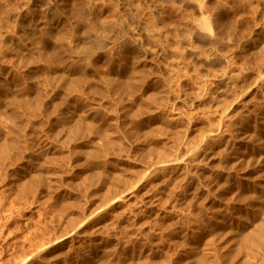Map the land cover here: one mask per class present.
<instances>
[{"label": "rangeland", "instance_id": "rangeland-1", "mask_svg": "<svg viewBox=\"0 0 264 264\" xmlns=\"http://www.w3.org/2000/svg\"><path fill=\"white\" fill-rule=\"evenodd\" d=\"M146 47L164 56L162 64L141 65L138 50ZM163 52L172 60L178 56L181 63L174 60L173 66ZM134 63L147 83L140 77V81L126 85L131 75L127 72L137 68ZM172 66L179 67L178 72ZM228 71L235 74H227L233 76L228 88L234 91L231 94L227 89L226 97L231 94L229 99L237 102L223 100L222 105L230 101L229 107L232 104L230 108H236L230 109L228 117L234 115L230 121L234 122L227 119L225 123L229 130L222 124L221 131L234 135L231 148L220 139L206 137L220 125L217 108L211 107L213 99L209 98ZM129 102L144 106L137 108ZM204 106L209 109H202ZM138 109L143 110L139 113ZM144 109L153 111L149 115ZM262 115L264 0H0V264H264V226L250 246L241 244L239 229L251 220L249 213L255 206L251 200L260 197L251 184L256 179L254 169H259L255 145L258 138L264 140ZM182 120L195 132L187 135ZM87 121L94 125L89 127ZM178 121L184 125L177 130L185 132V138L180 133L182 143L173 133ZM248 128L256 137L251 143L238 145V137ZM153 130L161 133V139H154L157 133ZM201 136H205L199 139L205 146L201 147L211 150L206 151L199 167L188 163L180 177L183 183L170 172L165 176L154 169L159 162L184 155L185 150L200 143L197 139ZM169 139H175L172 143L176 145ZM234 142L252 167H245V163V168H239L243 171L240 174L250 175V185L241 184L230 169L226 170L230 176L223 175L226 158L236 149ZM214 150L217 155L211 152ZM153 169L159 176L153 175ZM133 183L138 184L134 187ZM130 187L133 189L126 195ZM91 213L97 214L95 218ZM228 239L230 243H224Z\"/></svg>", "mask_w": 264, "mask_h": 264}, {"label": "bare ground", "instance_id": "bare-ground-1", "mask_svg": "<svg viewBox=\"0 0 264 264\" xmlns=\"http://www.w3.org/2000/svg\"><path fill=\"white\" fill-rule=\"evenodd\" d=\"M202 23H203V22H202ZM204 26H205V27H208V23H207V22H204ZM211 35H212V34H211ZM211 35L209 34V36H211ZM187 44H190V43H187ZM211 44H212V43H211ZM184 45H185V43H184ZM142 46H143V45H142ZM193 46H194V45H193ZM153 47H154V46H153ZM157 47H160V46H157ZM188 47H189V50H190V46H189V45H188ZM188 47H187V45H186V49H187ZM191 47H192V46H191ZM149 48H150V47H149ZM184 48H185V46H184ZM192 48H193V47H192ZM156 50H157V49H156ZM156 50L152 51L151 49L149 50L147 47H146L145 49L141 50V52H140V50H138V53L140 54V55L138 54V55H139V58H140V59H139V60H140L139 62L141 63L142 66H143V65H146V64H148V63H152V64H153V63L162 64V63H161V60L164 58V56L161 57V54H160L158 51H156ZM179 50H180V49H179ZM189 50H188V51H189ZM191 50H192V49H191ZM193 50H194V49H193ZM209 50H210V49H209ZM183 51H184V50H183ZM188 51H187V53H188ZM210 51L213 52V50H210ZM210 51H209V53H211ZM189 52H190V51H189ZM193 52L195 53V51H192V54H193ZM183 53H185V52H183ZM209 53H207V54H209ZM213 53H214V52H213ZM163 54H164V52H163ZM163 54H162V55H163ZM165 54H166V56L168 57L167 53H165ZM165 54H164V55H165ZM168 54H169V53H168ZM171 54H172V53H171ZM179 54H180V53H179ZM192 54H190V55H192ZM214 54H216V53H214ZM177 55H178V54H177ZM180 55H182V54H180ZM212 55H213V54H212ZM212 55H211V56H212ZM172 56H175V55H174V52H173V55H172ZM187 56H189V55H187ZM213 56H214V55H213ZM167 57H166V58H167ZM169 57H170V56H169ZM169 57H168V60L171 61L173 58H172V59H169ZM177 57H178V56L175 57L176 59L174 58L175 61L177 60ZM179 57H180V56H179ZM198 57H199V56H198ZM214 57H215V56H214ZM133 58H134V57H133ZM166 58H165V59H166ZM186 58H187V57H186ZM134 59H135V58H134ZM134 59H133V60H134ZM165 59H164V60H165ZM181 59H183V57H181ZM221 59H222V58H221ZM133 60H132V61H133ZM168 60H167V61H168ZM174 60H172V62H174ZM179 60H180V59L178 58L177 61L179 62ZM130 61H131V60H130ZM134 61H135V63L138 62V61L136 62V60H134ZM167 61L165 60V61H163V62L166 63ZM169 61H168V62H169ZM177 61H176V62H177ZM172 62H171V63H172ZM178 62H177V63H178ZM183 62H185L184 59H183ZM198 62H199V61H198ZM224 62H225V61H224ZM131 63H132V62H131ZM135 63H134V64H135ZM140 63H139V64L137 63V64L140 65ZM171 63H169L168 65H170ZM179 63H181V60H180ZM179 63H178V64H179ZM209 63H210V62H209ZM137 64H135L137 68L134 69V72H133V73H131L132 71H128V72H127V70H125V72H127L126 75H128L129 72H130L129 74H131V75L127 76L128 80H126V83H127L126 85H128V86L131 84L132 81L134 82V81H137L138 79H141V78H142V76H140L141 74H139L141 71H140L139 66H137ZM172 64H173V63H172ZM129 65H131V64L129 63ZM135 65H132V66H135ZM141 65H140V67H141ZM163 65H164V64H163ZM163 65H162V66H163ZM166 65H167V64H166ZM166 65H164V67H165ZM168 65H167L166 67H168ZM176 65H177V64H176ZM132 66H131V67H132ZM155 66H156V65H155ZM173 66H175V62H174V65H173ZM173 66H172V67H173ZM131 67H129V69H130ZM152 67H153V66H152ZM172 67L169 68V69H173V68H174L175 72H178V71H176V67H177V66H176V67H173V68H172ZM142 68H143V67H142ZM142 68H141V69H142ZM162 68H163V67H162ZM177 68H179V67H177ZM124 69H125V68H124ZM126 69H127V68H126ZM129 69H128V70H129ZM131 69L133 70V68H131ZM131 69H130V70H131ZM174 70H173V71H174ZM125 72H124V73H125ZM175 72H174V74H177V73H175ZM181 72H182V71H181ZM228 72H229V71H228ZM228 72L226 73V76H225V77H223V78L220 77V78H222V79L219 80L220 82L218 81V82H219V83H217L218 85H215V88L213 89L211 95H210L208 92H206V93H208V94L210 95V98H209V97H208V98H209V99H211V98L213 99V102L211 103V107H215V108H217V117H218V120H219V123H220L219 126L214 127L210 132H209V130H207V131L209 132V134L206 135V137H208V139H209V138H212V139H215V138L220 139L222 143H224V144H228V146L230 147L231 145H229V143L231 142L232 139H233L234 141H235V139H234V135L231 134V133H232L231 131H230L231 133H229V132L226 130V131L230 134V135H226L227 133H226L225 129H226L227 127H225V123H226V120H227V119H230V118H228V117H230V115H231L230 113L232 112L231 110H233V108H232V109L230 108L231 105H232L231 103L235 104V103L237 102V100L234 99V98H231V100L229 99V98H230V95L233 94V93H231V92L234 91V90L232 91V89H234V88H232V89L230 90V89L228 88V84L230 83V81H232L231 77H233L235 74H233L232 72H229V73H228ZM144 73H145V75H146L147 72H145V70H144ZM230 73H232L233 76H231L232 74H231V75H227V74H230ZM178 74H179V73H178ZM223 74H225V73H223ZM122 75H124V74H122ZM126 75H124V76L126 77ZM181 76H182V75H181ZM222 76H223V75H222ZM120 77H121V76H120ZM140 77H141V78H140ZM183 77H184V76H183ZM121 78H122V77H121ZM121 78H120V80H121ZM180 78H181V77H180ZM142 79H145V83H147V82H146V78H145V76H144V78H142ZM182 79H183V78H182ZM186 79H187V78H186ZM233 79H234V78H233ZM256 79H257V78H256ZM116 80L120 81L119 79H116ZM127 81H130V83L128 84ZM138 81H140V80H138ZM141 81H142V80H141ZM233 82H234V81H233ZM113 83H114V82H113ZM118 83H119V82H118ZM123 83H125V81H124ZM138 83H139V82H138ZM215 83H216V82H215ZM256 83H257V82H256ZM136 84H137V83H136ZM140 84H141V83H140ZM232 84H233V83H232ZM232 84H230L229 86H231ZM123 85H125V84H123ZM178 85H179V84H178ZM146 86H147V85H146ZM150 86H151V85H150ZM182 86H183V85H182ZM131 87H132V86H131ZM169 87H171V86H169ZM178 87H179V86H178ZM122 88H123V87H122ZM137 88H138V87H137ZM150 88L153 89V87H150ZM167 88H168V87H167ZM230 88H231V87H230ZM170 89H171V88H170ZM227 89H229L228 92L231 93V94L229 95V98H227L228 96L226 97V95L228 94ZM201 90H202V89H201ZM203 90H204V89H203ZM148 91H149V90H148ZM153 91H154V90H153ZM153 91H152V92H153ZM258 91H259V90H258ZM146 92H147V91H146ZM179 92H180V91H179ZM241 92H242V91H241ZM155 93H156V92H155ZM159 93H160V92H159ZM174 93H175V92H174ZM202 93H203V95H205L204 92H202ZM202 93H199L200 97H201V94H202ZM133 94H134V93H133ZM164 94H165V93H164ZM166 94H167V92H166ZM246 94H247V93H246ZM127 95H128V93H127ZM156 95H157V94H156ZM182 95H183V94H182ZM197 95H198V94H197ZM199 95H198V96H199ZM242 95H243V94H242ZM244 95H245V94H244ZM244 95H243V96H244ZM167 96H168V95H167ZM173 96H174V95H173ZM178 96H179V95H177L176 98H179ZM186 96H187V95H186ZM231 96H233V95H231ZM200 97H197V96H196L195 99H197V98L200 99ZM205 97H207V96H205ZM238 97H239V96H238ZM238 97H236V98H238ZM135 98L137 99V97H135ZM135 98H134V100H136ZM242 98H243V97H242ZM138 99H139V97H138ZM142 99H143V98H142ZM180 99H183V98H180ZM180 99H179V100H180ZM195 99H194V100H195ZM198 99H197V100H198ZM206 99H207V98H206ZM225 99H226V100L228 99V100H230V101H232V99H234V100H235V103H234V102H231V103H230V104H231L230 107H229V105H228V103H229L230 101L227 102V103H225V104L228 105V107H227V105H225V104L222 105V102H223V103L226 102V101H223V100H225ZM122 100H123V99H122ZM124 100H125V99H124ZM165 100H166V99H165ZM171 100H172V99H171ZM179 100H178V101H179ZM228 100H227V101H228ZM169 101H170V100H169ZM183 101H184V100H183ZM208 101H209V100H208ZM136 102L139 103V102H141V101H140V100H139V101L137 100ZM161 102L163 103V101H161ZM165 102H166V101H165ZM165 102H164V103H165ZM194 102H195V101H194ZM142 103H143V102H142ZM144 103H146V101H145ZM144 103H143V104H144ZM159 103H160V102H159ZM159 103H157V104H159ZM168 103H169V102H168ZM177 103H181V102H177ZM185 103H186V102H185ZM185 103H184V104H185ZM199 103H200V102H199ZM199 103H198V104H199ZM240 103H241V102H240ZM129 104H130V102L128 103V105H129ZM132 104H133V106H135L134 104H136V103H135V102H134V103L132 102ZM132 104H130V105L132 106ZM143 104H142V106H140L139 104H137L135 107H137V108H139V107L142 108V107L144 106ZM146 104H147V103H146ZM165 104H166V103H165ZM188 104H189V103H188ZM193 104L195 105V103H193ZM193 104H192V106H194ZM198 104H196V105H198ZM208 104H209V102H208ZM159 105H160V104H159ZM196 105H195V106H196ZM206 105H207V104H206ZM206 105H205V106H206ZM138 106H139V107H138ZM145 106H146V105H145ZM180 106H181V105H180ZM190 106H191V105H190ZM190 106H188V107H190ZM205 106L202 107V109L205 108ZM207 106H210V105H207ZM236 106L238 107V103L236 104ZM239 106H240V105H239ZM129 107H130V106H129ZM135 107H132V108L134 109ZM146 107H147V106H146ZM146 107H144V108H146ZM150 107H151V106H150ZM152 107L154 108V106H152ZM196 107H197V106H196ZM198 107H200V106L198 105ZM240 107H241V106H240ZM240 107H239V110H240ZM137 108H135V109H137ZM193 108H194V107H193ZM207 108H208V107H206L205 109H207ZM235 108H236V107H235ZM235 108H234L233 111H235ZM160 109H161V107H160ZM195 109H196V108H195ZM208 109H209V108H208ZM230 109H231V110H230ZM126 110H129V109H126ZM130 110H131V109H130ZM142 110H143V109H142ZM142 110H141V112H142ZM144 110H145L149 115H151L150 112L153 111V110H151V111L148 112V109H144ZM155 110H156V109H154V112H155ZM184 110H185V109H184ZM259 110H260V109H259ZM134 111H135V110H134ZM134 111H131V112L133 113V115L138 116L139 114H136V113H138V112H137V111L134 112ZM138 111H139V113H141L139 109H138ZM156 111H160V110H156ZM161 111H162V110H161ZM161 111H160V114L164 113V112L161 113ZM188 111H189V110H188ZM188 111H187V112H188ZM205 111H209V110H205ZM210 111H211V110H210ZM237 111H238V109H236V112H237ZM131 112H130V113H131ZM146 112H143V113H145V115H146ZM154 112H153L152 114H154ZM203 112H204V111H203ZM132 113H131V114H132ZM157 113H159V112H157ZM157 113H156V114H157ZM190 113H191V111H190ZM190 113H189V114H190ZM209 113H211V112H209ZM148 114H147L146 116L149 117ZM166 114H167V113H166ZM192 114H193V113H192ZM192 114L190 115L191 117H192ZM196 114H197V113H196ZM234 114H235V112H234ZM127 115H128V114H127ZM142 115H143V114H142ZM154 115H155V114H154ZM167 115H168V114H167ZM169 115H170V114H169ZM171 115H172V114H171ZM174 115H175V114H174ZM197 115H198V114H197ZM139 116H140V115H139ZM155 116L157 117V115H155ZM159 116H160V115H159ZM165 116H166V115H165ZM181 116H182V115H181ZM181 116H180V117H181ZM186 116H187V114H186ZM188 116H189V115H188ZM233 116H234V115H233ZM233 116L231 117L232 119L234 118ZM262 116H263V115H262ZM88 117H89V116H88ZM152 117H154V116L152 115ZM160 117H161V116H160ZM163 117H164V116H162V118H163ZM167 117H168V116H167ZM180 117H179V118H180ZM193 117H194V114H193ZM195 117H197V116L195 115ZM263 117H264V116H263ZM52 118H53V117H52ZM134 118H135V117H134ZM149 118H150V117H149ZM168 118H169V117H168ZM181 118H182V117H181ZM181 118H180V119H181ZM184 118L187 119L188 117H185V116H184ZM209 118H210V117H209ZM94 119H95V118H94ZM135 119H136V118H135ZM152 119H154V118H152ZM170 119H172V116H171ZM177 119H178V118H177ZM186 119H185V120H186ZM190 119H191V118H190ZM200 119H202V118H200ZM213 119H214V118H213ZM232 119H230L228 122H230ZM91 120H92V119H91ZM147 120H148V119H147ZM149 120H150V119H149ZM175 120H176V119H175ZM183 120H184V119H183ZM183 120H182V122H183ZM188 120H189V119H188ZM192 120H195V119L192 118ZM233 120H234V119H233ZM88 121H89V120H88ZM88 121H87V124H89V125H88L89 127H91V125H94V124L88 123ZM173 121H174V119H173ZM179 121H180V120H179ZM179 121H178V122H179ZM89 122H91V121H89ZM149 122H150V121H149ZM158 122H159V121H158ZM158 122H157V124H158ZM176 122H177V121H176ZM184 122H185V121H184ZM184 122H183V123H184ZM210 122H211V119H210ZM212 122H213V121H212ZM232 122H234V121H232ZM232 122H230V123H232ZM250 122H251V120H250ZM146 123H147V122H146ZM146 123H145V124H146ZM185 123H186V122H185ZM185 123H184V124H185ZM191 123H192V122H191ZM208 123H209V122H208ZM58 124H59V123H58ZM90 124H91V125H90ZM157 124H155V125H157ZM159 124H160V123H159ZM161 124H162V123H161ZM177 124L179 125L180 128L177 127L176 131H175V130H174L175 132L173 131V133L176 134V137H177V138L181 137V136H180V133H182L181 135H183V133L186 132V134L188 135V134L191 133V131H194V129H192L191 127H189V123H188V125L185 124V130H184L185 132H182V130H181V132H179V131L177 132L178 129L180 130V129L184 126V125L180 126V122L177 123ZM181 124H182V123H181ZM196 124H197V122H196ZM202 124H203V123H202ZM222 124H224V127H225L224 131H225V132H222L223 130L221 131V128H223ZM110 125H111V124H110ZM191 125H192V124H191ZM193 125H195V123H194ZM247 125H248V124H247ZM247 125H246V126H247ZM249 125H250V124H249ZM253 125H254V124H253ZM100 126H101V125H100ZM106 126H107V125H106ZM111 126H114V125H111ZM130 126H131V125H130ZM148 126H149V125H148ZM159 126H160V125H159ZM176 126H177V125H176ZM176 126H174V127H176ZM221 126H222V127H221ZM256 126H257V125H256ZM262 126H263V125H262ZM114 127H116V126H114ZM118 127H119V126H118ZM149 127H150V126H149ZM162 127H163V125H162ZM162 127L159 128V132H161L160 129H161ZM174 127H173L172 129H174ZM193 127H194V126H193ZM244 127H245V126H244ZM247 127H248V126H247ZM104 128H105V127H104ZM104 128H103V129H104ZM110 128H111V127H110ZM125 128H127V127H125ZM154 128H155V127H154V125H153L152 129H154ZM157 128H158V125H157ZM165 128L167 129V127H165ZM165 128H163V129H165ZM194 128H197V127H194ZM198 128H199V127H198ZM198 128H197V129H198ZM91 129H93V127H92ZM103 129H102V130H103ZM114 129H115V128H114ZM150 129H151V128H150ZM155 129H156V128H155ZM166 129H165V130H166ZM172 129H171V131H172ZM183 129H184V128H183ZM227 129H228V128H227ZM258 129H259V127H258ZM261 129H262V128H261ZM104 130H105V129H104ZM112 130H113V129H112ZM112 130L110 129V131H112ZM156 130H157V129H156ZM156 130H153V132L156 131ZM195 130H196V129H195ZM228 130H229V129H228ZM241 130H242V129H241ZM241 130H240V131H241ZM243 130H244V129H243ZM263 130H264V129H263ZM263 130H262V131H263ZM98 131H99V130H98ZM107 131H109L108 128H107L106 132H107ZM128 131H129V130H128ZM137 131H138V129H137ZM196 131H197V130H196ZM113 132H114V130L112 131V133H113ZM124 132H125V131H124ZM151 132H152V131H151ZM157 132H158V131H156V132H154V133L156 134ZM167 132H168V130H167ZM169 132H170V131H169ZM194 132H195V131H194ZM234 132H235V131H234ZM101 133H103L102 135H104L105 132L102 131ZM108 133H109V132H108ZM110 133H111V132H110ZM110 133H109V135H110ZM139 133H140V132H139ZM154 133H152V135H153ZM162 133H163V132H162ZM202 133H206V131H205V132H202ZM223 133H225V134H223ZM240 133H241V132H240ZM259 133H261V132H259ZM123 134H124V133H123ZM158 134H159V133H157V135L154 136V139H161V138H159L161 133H160L159 135H158ZM170 134H172V132H171ZM194 134H195V133H194ZM111 135H112V134H111ZM166 135H167V134H166ZM172 135H173V134H172ZM191 135H192V134H191ZM201 135H203V134H201ZM204 135H205V134H204ZM104 136H105V135H104ZM118 136H119V135H118ZM156 136H158V137H156ZM183 136H184V135H183ZM183 136L181 137L182 139L179 138V139H181V143H182V140H183ZM235 136H236V133H235ZM60 137H61V136H60ZM62 137H63V136H62ZM74 137H75V136H74ZM137 137H139V136H137ZM155 137H156V138H155ZM161 137H162V136H161ZM167 137H168V136H167ZM193 137H195V136L193 135ZM193 137H192V138H193ZM196 137H199V133H198V135H197ZM196 137H195V138H196ZM201 137H202V136H201ZM203 137H205V136H203ZM203 137H202V138H198L197 140H199V139L201 140V139H203ZM253 137H256L255 132L252 131L250 128H248V129L244 130V132L238 137V141H237V142H238L239 144L236 143V142H234L232 147H234L235 144H236V145H237V144H238V145H240V144L245 145L246 143H251V141L253 142V140H252ZM184 138H185V136H184ZM188 138H189V137H188ZM59 139H60V138H59ZM63 139H64V138H63ZM125 139H126V138H125ZM179 139H178L177 143L180 144ZM186 139H187V138H186ZM186 139H185V140H186ZM170 140H171V139H169V141H170ZM174 140H175V139H174ZM174 140H172V141H174ZM200 140H199V141H200ZM204 140H207V139L204 138ZM220 140H219V141H220ZM233 140H232V141H233ZM261 140H263V139H261ZM261 140L258 138V139H257V142H259V143H258L257 145H255L256 158H257L258 163H259V169H254V171H255V173H256V175H254V176L256 177V179L254 180L255 182H252V184H251L250 181H249V180L251 179V177H250L249 180H248V175H249V174H244V173H241V174H240V173H239V172L242 171V170H240L239 168H241V167L243 166V164H244V166H245V163H247V165H246L245 167H249V169H251L252 167L250 168V166H248V163H249V162H248V161H245L246 159H245L244 156L241 154L240 150H239L238 148H236V146H235L236 149H232V150H234V152L232 151L233 153H232L231 158H229V159L226 158V162L224 163V164H225V168H224V173H223V175H224V174L229 175V173H231V172H228V173H227L226 170H227V169H230V171H233L234 174H235L236 176H239L238 178H240V182H241V184H243V185H250V184H251V185H252L251 188H252L255 192H257V193L260 195V197H258V199H255V200L253 199V200H251V201H255V204H254L255 206H254V210L252 209V210L250 211V213H249V216H250L251 220L249 221V223L247 224V226L244 225V227H241V228L238 227L239 229H242V232H241L242 234H240V235H242V238H241V244H242V245H244V244H249V242L251 241V239H252L253 237H255L256 235H260V234H257V233H259L258 230L260 229V227H261L262 225L264 226V140H263L262 143H260ZM121 141H122V140H121ZM121 141H120V142H121ZM137 141H138V140H137ZM154 141H155V140H154ZM157 141H158V140H157ZM172 141H170L171 144H174V143H175L174 145H176V142H173V143H172ZM199 141H198V142H199ZM207 141H208V140H207ZM219 141H218V142H219ZM69 142H70V141H69ZM69 142H68V143H69ZM155 142H156V141H155ZM160 142H161V141H160ZM201 142H203V141H200V143H198V144L192 146L191 148H189V146H187L189 149H188V150H185L186 152L183 153L184 155H181V156L178 155L177 157L175 156V157H176L175 159H173L174 156H172V157H171L172 160H170V161H164V162H159V163H157V161H156L157 165H156V166L153 165V166H154V169L156 168V169H155L156 171H157V170H158V171H161V172H163L164 174L167 173V172H168V173L170 172L171 174H174L175 176H177V177L180 178L181 175H184V174L186 173V172L184 173V171H186V170H184V169L186 168V166H188V165L191 164L190 161H192L193 163H195V164L198 165V167H199V164L202 162L203 158L206 157V153H207L206 151L211 150V149H209V150L207 149V150L205 151V149H203V148L201 147V144H202ZM123 143H124V142H123ZM137 143H138V142H137ZM184 143H186V142H184ZM184 143H183V144H184ZM204 143H205V142H204ZM141 144H142V142L140 143V146L143 145V144H142V145H141ZM179 144H177V146H180ZM186 144L188 145V143H186ZM186 144H185L184 146H185V148L187 149ZM134 145H135V144H134ZM202 145H203V144H202ZM251 145H252V144H251ZM253 145H254V144H253ZM140 146H139V147H140ZM144 146L147 147L146 144H145ZM144 146H143V149L145 150ZM182 146H183V145H182ZM203 146H204V145H203ZM212 146H213V145H212ZM248 146H249V144H248ZM248 146H246V147H248ZM82 147H83V146H82ZM82 147H81V148H82ZM172 147H173V146H172ZM204 147H205V146H204ZM218 147H219V146H218ZM218 147H217V148H218ZM220 147H221V145H220ZM222 147H223V145H222ZM229 147H228V148H229ZM251 147L253 148V146H251ZM79 148H80V147H79ZM174 148H175V147H174ZM181 148H182V147H181ZM211 148H212V147H211ZM213 148H214V147H213ZM213 148H212V149H213ZM230 148H231V147H230ZM83 149H84V148H83ZM147 149H148V148H146V151H147ZM151 149H153V148H151ZM176 149H177V147H176ZM178 149H179V148H178ZM183 149H184V148H183ZM80 150H81V152H82V149H80ZM84 150H85V149H84ZM87 150H89V149H87ZM141 150H142V149H141ZM144 150H143V151H144ZM149 150H150V148H149ZM158 150H159V149H158ZM174 150H175V149H173V151H174ZM180 150H181V149H180ZM218 150H219V149H218ZM226 150H227V149H226ZM228 150H229V149H228ZM249 150H250V147H249ZM143 151H142V153H143ZM156 151H157V149H156ZM173 151H172V152H173ZM176 151H177V150H176ZM182 151H183V150H182ZM230 151H231V150H230ZM230 151H229V152H230ZM242 151H243V150H242ZM251 151H252V149H251ZM253 151H254V149H253ZM84 152H86V151H84ZM84 152H83V153H84ZM89 152H91V151H89ZM139 152H140V151H139ZM147 152H149V151H147ZM147 152H144L143 154H146ZM152 152H153V150H152ZM170 152H171V151H170ZM178 152H181V151H178ZM211 152L216 153L215 150H214V151H211ZM217 152H218V151H217ZM229 152H228V153H229ZM249 152H250V151H249ZM86 153H87V152H86ZM174 153H175V151H174ZM220 153H222V152L220 151ZM242 153H243V152H242ZM254 153H255V152H254ZM254 153H253V155H254ZM171 154H172V153H171ZM175 154H176V153H175ZM224 154H226V153H224ZM251 154H252V153H251ZM176 155H177V154H176ZM212 155H213V154H212ZM216 155H217V153H216ZM219 155H221V154H219ZM219 155H218V157H220ZM228 155H229V154H228ZM224 156H225V155H224ZM226 156H227V155H226ZM229 156H230V155H229ZM248 156H249V155H248ZM167 157H168V156H167ZM214 157H215V155H214ZM222 157H223V155H221V159H222ZM227 157H228V156H227ZM251 157H253V156H251ZM223 158H225V157H223ZM249 158H250V157H249ZM167 159H168V158H167ZM216 159H219V158H216ZM227 159H228V160H227ZM168 160H169V159H168ZM214 160H215V159H214ZM154 162H155V161H154ZM189 162H190V164H188ZM219 162H220V161H217L215 164H216L217 166H219V165H218ZM148 163H149V162H148ZM156 163H155V164H156ZM149 164H151V162H150ZM149 164H148V165H149ZM152 164H154V163H152ZM224 164H223V165H224ZM148 165H147V166H148ZM205 165H206V164H205ZM221 165H222V164L220 163V166H221ZM150 166H151V165H150ZM206 166H207V165H206ZM244 166H243V167H244ZM92 167H93V166H92ZM193 167H194V166H193ZM203 167H204V166H203ZM215 167H216V166H215ZM221 167H223V166H221ZM245 167H244V168H245ZM133 168H134V167H133ZM147 168H148V167H147ZM204 168H205V167H204ZM204 168H203V169H204ZM217 168H219V167H216V169H217ZM96 169H98V167L95 168V170H96ZM143 169H144V168H143ZM150 169H151V168H150ZM154 169H153V171H155ZM221 169H222V168H221ZM221 169H220V170H221ZM241 169H242V168H241ZM98 170H99V169H98ZM201 170H202V169H201ZM239 170H240V171H239ZM247 170H248V169H247ZM252 170H253V169H252ZM252 170H251V171H252ZM156 171L153 173V175H155V174L157 173ZM194 171H195V170H194ZM210 171H211V170H210ZM222 171H223V170H222ZM251 171H250V172H251ZM96 172H97V170H96ZM147 172H148V171H147ZM147 172H146V173H147ZM161 172H160V173H161ZM196 172H197V171H196ZM207 172H208L209 174H211V172H209V171H207ZM242 172H243V171H242ZM97 173H98V172H97ZM117 173H118V172H117ZM133 173H134V172H133ZM144 173H145V170H144ZM148 173H149V172H148ZM151 173H152V172H151ZM192 173H193V172H192ZM201 173H202V172H201ZM208 173H207V174H208ZM247 173H248V172H247ZM157 174H159V172H158ZM157 174H156V175H157ZM193 174H194V173H193ZM199 174H200V173H199ZM209 174H208V175H209ZM212 174H213V173H212ZM218 174H219V173H218ZM232 174H233V173H232ZM234 174H233V175H234ZM250 174H251V173H250ZM119 175H120V174H119ZM160 175H161V174H160ZM195 175H196V173H195ZM223 175H222L221 177H223ZM226 175H225V176H226ZM157 176H159V175H157ZM163 176H164V175H163ZM163 176H162V177H163ZM165 176H166V174H165ZM216 176H218V175H216ZM229 176H230V175H229ZM229 176H228V177H229ZM249 176H250V175H249ZM115 177H116V176H115ZM119 177H120V176H119ZM119 177H118V178H119ZM146 177H147V176H146ZM148 177H150V173H149V176H148ZM160 177H161V176H160ZM191 177L194 178V175H193V176L191 175ZM191 177H188V178L191 179ZM200 177H202V176L200 175ZM209 177H210V175H209ZM213 177H215V173H214ZM213 177H212L211 179H213ZM232 177H234V176H232ZM232 177H231V178H232ZM142 178L144 179L143 175H142ZM157 178H158V177H157ZM173 178H174V177H173ZM173 178H172V179H173ZM179 178H177L176 181H178ZM203 178H204V177H203ZM203 178H202V179H203ZM218 178H219V177H218ZM218 178H216V179H218ZM234 178H235V177H234ZM252 178H253V177H252ZM160 179H163V178H160ZM180 179H181V178H180ZM186 179H187V178H186ZM189 179H188V180H189ZM199 179H201V178H199ZM223 179H224V177H223ZM226 179H227V178H226ZM236 179H237V178H236ZM236 179H235V180H236ZM174 180H175V179H173V181H174ZM182 180H183V178L181 179V181H179V183L182 182ZM235 180H234V182H235ZM237 180H239V179H237ZM252 180H253V179H252ZM196 181H197V180H196ZM213 181H215V179H213ZM223 181H224V180H223ZM223 181H222V182H223ZM231 181H232V180H231ZM134 182H135V181H134ZM136 182H138V180H136ZM140 182H141V178H140L139 183H140ZM197 182H199V180H198ZM172 183H173V182H172ZM182 183H183V182H182ZM192 183H193V182H192ZM194 183H195V181H194ZM235 183H236V182H235ZM133 184H135V186H134ZM133 184H132V185H133L134 187H136L138 183H133ZM174 184H178V183H174ZM226 184H227V183H226ZM178 185H179V184H178ZM198 185H199V184H198ZM213 185H214V184H213ZM234 185H235V184H234ZM236 185H238V181H237V184H236ZM122 186H123V185H122ZM168 186H169V185H168ZM171 186H172V185H171ZM220 186H221V185H220ZM231 186H232V185H231ZM238 186H239V187H238L239 190H240V188L242 189V186L240 187V184H239ZM173 187H174V185H173ZM173 187H172V188H173ZM177 187H179V186H177ZM215 187H216L217 189L219 188V187H217V186H215ZM222 187H223V186H222ZM229 187H230V186H229ZM235 187H237V186H235ZM175 188H176V185H175ZM131 189H133V187H130L129 189H127L126 192H125V194L128 195V194H129V191H130ZM118 190H120V189H118ZM123 190H125V189H123ZM123 190L121 189V191H123ZM135 190H136V189H135ZM150 190H151V189H150ZM178 190H179V189H178ZM178 190H177V191H178ZM181 190H182V189H181ZM228 190H230V189H228ZM221 191H222V190H221ZM226 191H227V190H226ZM231 191H232V189H231ZM231 191H230V192H231ZM119 192H120V191H119ZM219 192H220V191H219ZM232 192H233V191H232ZM239 192H240V191H239ZM245 192H246V191H245ZM120 193H121V192H120ZM222 193H224V192H222ZM225 193H226V192H225ZM228 193H229V191H228ZM246 193H247V192H246ZM246 193H244V194L246 195ZM249 193H250V192H249ZM251 193H252V192H251ZM132 194H133V192H132ZM149 194H150V193H149ZM226 194H227V193H226ZM226 194H225V195H226ZM231 194H232V193H231ZM244 194H243V196H245ZM252 194H253V193H252ZM221 195H222V194H221ZM237 195H238V194H237ZM247 195H248V194H247ZM247 195H246V196H247ZM183 196H184V195H183ZM222 196H223V195H222ZM238 196H239V195H238ZM249 196H250V195H249ZM251 196H252V195H251ZM125 197H126V196H125ZM178 197H179V196H178ZM220 197H221V196H220ZM223 197H224V196H223ZM225 197H226V196H225ZM130 198H131V197H130ZM181 198H182V197H180V199H181ZM184 198H185V197H184ZM248 198H249V197H248ZM178 199H179V198H178ZM178 199H177V201L180 200V199H179V200H178ZM244 199L247 200L246 198H244ZM119 200H120V198H119ZM170 200H171V199H170ZM182 200H183V199H182ZM182 200H181V201H182ZM220 200H221V199H220ZM220 200H219V201H220ZM223 200H225V199H223ZM240 200H242V199L240 198ZM121 201H122V200H121ZM121 201H120V202H121ZM175 201H176V200H175ZM219 201H218V202H219ZM233 201H234V200H233ZM243 201H244V200H243ZM248 201H249V200H248ZM111 202H112V201H111ZM117 202L119 203L118 200H117ZM122 202H123V201H122ZM219 203H220V202H219ZM219 203H218V204H219ZM221 203H222V202H221ZM247 203H248V202H247ZM251 203H252V202H251ZM251 203H250V204H251ZM253 203H254V202H253ZM110 204H111V203H110ZM244 204H245V203H244ZM114 205H115V204H114ZM245 205H246V204H245ZM103 206H104V205H103ZM110 206H111V205H110ZM112 206H113V205H112ZM112 206H111V207H112ZM115 206H116V205H115ZM235 206H236V205H235ZM107 207H108V206H107ZM237 207H238V206H237ZM100 208H101V207H100ZM103 208H104V207H103ZM252 208H253V207H252ZM107 209H108V208H107ZM110 209H111V208H110ZM244 210H245V209H244ZM95 211H97V210H95ZM104 211H105V210H104ZM110 212H111V211H110ZM110 212H109V213H110ZM244 212H245V211H244ZM86 213H87V212H86ZM92 213H94L93 210H92ZM92 213H91V214H92ZM104 213H105V212H104ZM107 213H108V212H106V214H107ZM157 213H159V212H157ZM218 213H219V212H218ZM95 214H96V213H95ZM95 214H94V216H93V214H92V217L95 218ZM98 214H99V213H98ZM106 214H105V215H106ZM219 214L221 215L222 213H219ZM230 214H231V213H230ZM243 214H244V213H243ZM243 214H242V215H243ZM89 215H90V210H89V213H87V215H85V217H87V216H89ZM96 215H97V214H96ZM105 215H104V216H105ZM159 215H160V214H159ZM242 215H241V216H242ZM245 215H246V214H245ZM92 217H91V218H92ZM97 217H98V216H97ZM221 217H222V216H221ZM231 217H234V215H233V216L231 215ZM235 217H236V216H235ZM243 217H244V216H243ZM87 218H88V217H87ZM85 219H86V218H85ZM98 219H101L100 216L98 217ZM146 219H147V218H146ZM148 219H150V218H148ZM244 219H245V218H244ZM87 220H89V219H87ZM225 220H226V219H225ZM228 220H229V219H228ZM228 220H227V221H228ZM233 220H235V219H233ZM236 220H237V218H236ZM238 220H240V218H239ZM241 220H242V219H241ZM204 221H205V220H204ZM216 221L219 222L218 217H216ZM223 221H224V218H223ZM227 221H226V222H227ZM243 221H244V220H243ZM243 221H242V222H243ZM147 222H148V220H147ZM195 222H196V221H195ZM226 222H225V224H226ZM230 222H231V221H230ZM230 222H229V223H230ZM233 222H234V221H232V223H233ZM242 222H241V223H242ZM203 223H204V222H203ZM205 223H206V222H205ZM227 223H228V222H227ZM234 223H235V222H234ZM237 223H238V221H237ZM243 223H244V222H243ZM80 224H81V223H78V226H77V225H76V226H77V227H81L82 224H81V225H80ZM96 224H97V223H96ZM209 224H210V223H209ZM219 224H220V222H219ZM225 224H224V225H225ZM245 224H246V221H245ZM214 225H215V224H214ZM232 225H233V224H232ZM240 225H241V224H240ZM240 225H239V226H240ZM76 226H75V227H76ZM95 226H96V225H95ZM210 226H211V225H210ZM212 226H213V225H212ZM229 226H230V224H229ZM237 226H238V224H237ZM242 226H243V224H242ZM75 227H74V228H75ZM93 227H94V226H93ZM214 227H215V226H214ZM226 227H227V225H226ZM235 227H236V224H235ZM235 227H233V228H234L233 230H235ZM210 228H211V227H210ZM219 228H220V227H219ZM227 228H228V227H227ZM229 228H230V227H229ZM238 228H237V230L240 231ZM76 229H77V228H76ZM76 229H75V230H76ZM79 229H81V228H79ZM213 229H214V228H213ZM216 229H217V228H216ZM262 229H264V228H262ZM262 229H261V231H262ZM218 230H219V229H218ZM218 230H216V231H218ZM231 230H232V228H231ZM76 231H77V230H76ZM211 231H212V230H211ZM97 232H100V231H97ZM97 232H96V234H97ZM212 232H214V231H212ZM212 232H210V233H212ZM233 232H234V231H233ZM235 232H236V231H235ZM262 232H263V231H262ZM216 233H217V232H216ZM236 233H237V232H236ZM263 233H264V232H263ZM69 234H70V233H68V235H69ZM96 234H95V235H96ZM207 234H209V233H207ZM209 235H210V234H209ZM235 235H236V234H235ZM213 236H214V235H213ZM218 236H219V235H218ZM236 236H239V233H238ZM68 237H69V236H68ZM215 237H216V236H215ZM240 237H241V236H240ZM213 238H214V237H213ZM236 238H238V237H236ZM256 238H257V237H256ZM258 238L261 239L260 237H258ZM258 238H257V239H258ZM223 239H224V237H223ZM238 239H239V238H238ZM66 240H67V239H66ZM200 240H201V239H200ZM200 240H198V241H200ZM205 240L207 241V239H205ZM208 240H209V239H208ZM202 241H203V240H202ZM206 241H204V243H206ZM214 241H215V240H214ZM228 241H230V240H229V239H228L227 241L224 240V243L227 242V244H229L230 242H228ZM253 241H255V240H253ZM253 241H251V242H253ZM257 241H258V240H257ZM259 241H260V240H259ZM259 241H258V242H259ZM208 242H209V241H208ZM208 242H207V243H208ZM210 242H211V241H210ZM210 242H209V243H210ZM108 243H109V242H108ZM196 243L199 244V243H201V241H200V242H196ZM214 243H215V242H214ZM214 243H213V244H214ZM114 244H115V243H114ZM194 244H195V243H194ZM222 244H223V243H222ZM256 244H257V246H258V243H256ZM256 244H255V245H256ZM57 245H58V244H57ZM112 245H113V244H112ZM192 245H193V244H192ZM199 245H200V244H199ZM223 245H224V244H223ZM225 245H226V244H225ZM225 245L223 246V249H224ZM250 245H251V244H249V246H250ZM255 245H254V246H255ZM50 246H51V247H49V249L53 247V245H50ZM92 246H93V245H92ZM92 246H90V248H91ZM95 246H96V245H95ZM196 246H197V245H196ZM228 246H229V245H228ZM257 246H255V247H257ZM59 247H60V246H59ZM193 247H194V245H193ZM204 247H207V246H204ZM211 247H212V246H211ZM211 247H209V248H211ZM229 247H230V246H229ZM232 247H233V246H231V248H232ZM251 247H252V246H251ZM255 247H253V248H255ZM56 248H57V246H56ZM90 248H89V249H90ZM97 248H98V246H97ZM195 248H196V247H195ZM209 248H207V249H209ZM226 248H227V247H226ZM226 248H225V249H226ZM246 248L248 249V247H246ZM253 248H251V249H253ZM47 249H48V248H47ZM82 249H83V248H82ZM85 249L87 250L88 247L85 248ZM204 249H205V248H204ZM207 249H206V250H207ZM213 249H214V248H213ZM213 249H212V250H213ZM223 249H222V250H223ZM225 249H224V250H225ZM232 249L234 250V247H233ZM247 249H244V250H247ZM249 249H250V248H249ZM249 249H248V251H249ZM45 250H46V249H45ZM50 250H51V249H50ZM90 250H91V249H90ZM90 250H89V251H90ZM98 250H99V249H97V251H98ZM212 250H211V251H212ZM215 250H216V249H215ZM229 250H230V248H229ZM42 251H43V250H42ZM47 251H48V250H47ZM203 251H204L203 253H207V252H205V250H203ZM207 251H208V250H207ZM211 251H208V252H211ZM218 251H219V250H218ZM220 251H221V250H220ZM85 252H86V251H85ZM214 252H215V251H214ZM214 252L212 251V253H214ZM232 252L235 253V251H232ZM90 253H91V252H90ZM203 253H202V254H203ZM229 253H231V252L229 251ZM83 254H84V252H83ZM88 254H89V253H88ZM91 254H92V253H91ZM95 254H97V253H95ZM200 254H201V253H200ZM207 254H208V253H207ZM210 254H211V253H210ZM235 254H236V253H235ZM237 254H238V252H237ZM79 255H80V254H79ZM85 255H87V254H85ZM203 255L205 256V254H203ZM212 255H213V254H212ZM231 255H232V254H231ZM95 256H96V255H95ZM98 256H99V255H98ZM209 256H210V255H209ZM213 256H214V255H213ZM83 257H84V256H83ZM196 257H197V256H196ZM211 257H212V256H211ZM211 257H210V259H211ZM215 257H216V256H215ZM233 257H234V256H233ZM79 258H80V257H79ZM81 258H82V257H81ZM88 258H90V256H88ZM96 258H97V257H96ZM206 258H208V255H207ZM212 258H213V257H212ZM74 259H75V258H74ZM74 259H73V261H74ZM76 259H77V256H76ZM235 259H236V258H235ZM80 260H81V259H80ZM90 260H91V259H90ZM92 260H93V257H92ZM94 260H95V259H94ZM94 260H93V261H94ZM73 261H71V262H73ZM82 261H84V260L82 259ZM87 261H88V260H87ZM93 261H92V262H93ZM47 262H48V261H47ZM80 262H81V261H75V263H73V264H81V263H83V262H81V263H80ZM89 262H90V261H89ZM89 262H88V263H89ZM45 263H46V262H45ZM50 263H51V262H50ZM50 263H49V264H50ZM52 263H53V262H52ZM52 263H51V264H52ZM65 264H66V263H65ZM69 264H70V263H69Z\"/></svg>", "mask_w": 264, "mask_h": 264}]
</instances>
